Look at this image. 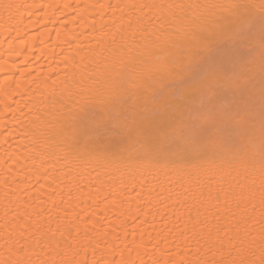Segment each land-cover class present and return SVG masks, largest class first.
<instances>
[{
  "label": "snow or ice",
  "instance_id": "1",
  "mask_svg": "<svg viewBox=\"0 0 264 264\" xmlns=\"http://www.w3.org/2000/svg\"><path fill=\"white\" fill-rule=\"evenodd\" d=\"M24 7L18 0H0V27L11 31V22L19 25ZM43 7L60 11L61 6ZM62 7L97 10L101 23L97 27L92 19L90 27L102 36L86 49L88 56L65 57L71 73L47 78L41 98H31L32 115L24 134L32 145L33 161L40 160L43 169H37V183L51 181L52 207L28 212L25 202V211L14 214L6 208L5 216L12 214L13 221L23 223H13L5 232L6 255H0V264H146L143 255H148L152 233L146 242L140 232L137 243L136 228L148 222L153 208L163 228L152 243L151 264H264V0H131ZM109 10L112 16L105 19ZM69 23L60 21L58 38ZM16 35H21L18 27ZM237 59L245 71L239 77L243 83L231 121L240 130L242 146L234 147L227 158H217L201 147L195 125H177L173 116L198 93L211 91L225 61ZM207 119L215 118L210 113ZM227 131V125L217 127L220 134ZM85 157L111 181L106 194L99 173V183L90 185L97 194V209H131L136 201V212L143 213L144 219L134 217V248L126 243V221L118 225L121 239L115 228L98 227L95 213L77 212L78 197L71 189L67 198L61 192L59 204L54 198L56 180L49 176L47 162L78 163ZM257 192L259 217L254 215ZM160 208H171V216ZM256 224L258 232L253 231ZM102 245L112 259L103 254L96 259Z\"/></svg>",
  "mask_w": 264,
  "mask_h": 264
},
{
  "label": "bare ground",
  "instance_id": "2",
  "mask_svg": "<svg viewBox=\"0 0 264 264\" xmlns=\"http://www.w3.org/2000/svg\"><path fill=\"white\" fill-rule=\"evenodd\" d=\"M24 4L22 20L19 25L15 21L11 22L7 27H0V255H6L5 249L2 247L5 241V232L10 229L13 223H23L22 220L13 221L12 214L23 213L25 208L23 205L27 203V211L32 212L33 209L39 211L40 207L50 209L51 197L48 183L41 180L37 183L35 175L37 169L43 172L40 168V160L33 161L34 153L29 138L25 136V126L28 124L29 117L32 115L29 108L32 106L34 97L36 100L41 98V94L45 91L43 82L51 77H63L65 72L71 73V64L66 68L63 60L65 57L71 58L79 53V56H88L86 49L90 45H94L95 41L100 39L102 33L93 31L90 27L92 19L97 21V27L101 23L97 10L94 9H64L62 6L65 3L73 6L77 4L87 5L93 3L116 4L131 2V0H18ZM228 2V0H225ZM259 3V0H254ZM38 5L40 7L30 8V5ZM43 5H59L60 11H56L54 7L44 8ZM29 12L32 15H29ZM80 13H83V20L80 18ZM117 17L121 15L119 11L115 13ZM112 16L109 10L105 19ZM66 19L70 21L66 29L62 30L61 37H57L56 29L60 27V21ZM0 24L3 21L0 20ZM17 27L21 35L17 37ZM76 37L77 40L72 44L68 41ZM21 40L26 43H21ZM258 46L259 39L255 40ZM63 49V52H61ZM16 53H20L17 55ZM79 58V57H77ZM7 61V63H5ZM228 63V69L219 73L217 79L213 82L211 91H204L195 95L190 101L184 104L190 106V110L186 107L174 114L173 119L177 125L187 118L190 122H194L195 126L200 130L201 147L204 148L211 156L215 153L217 158L221 156L227 158L234 147L242 146L239 139L240 130L235 128L231 117L235 114L236 98L239 96V85L243 83L239 79L241 73L245 71L243 62L239 59ZM258 63V59H257ZM233 66L232 70L228 71L229 66ZM23 73V76H21ZM255 82L259 87V68L255 69ZM51 83V80H48ZM207 106V108H206ZM210 106V107H208ZM194 107L200 108L198 111ZM197 110V109H196ZM213 115L214 124L207 119L208 115ZM188 115V116H187ZM227 125L228 131L220 134L217 132V127ZM235 128V129H231ZM55 165V169H53ZM49 169V176L56 180V196L54 197L59 204L60 194L63 193L65 198L69 195L71 189L72 195L78 197L74 203L78 204L77 212L81 209H86L87 214L95 213L93 219L98 222V227L103 224L109 231L115 228L123 239V230L118 225L120 221H126L127 231L129 232L126 243L129 247L134 248L132 243L133 237L131 232L134 224L138 221L134 220L136 215H140L144 219L143 213H137V202L132 201L131 209L125 205L123 209L109 207L105 211H100L93 204V200L97 198L94 188L90 185L99 183L97 174L100 175V180L104 181L103 193L106 194L110 188L111 181L108 179L107 173L95 163L85 157L78 163H68L64 161L51 160L45 165ZM69 169H72L69 171ZM68 172L65 176L64 173ZM151 179V178H149ZM118 183V182H117ZM43 184L44 187L40 188ZM256 186L259 187V174H256ZM40 188L37 192L36 189ZM14 192V194H13ZM7 194V196H6ZM131 195H134L131 194ZM131 195L128 197L131 199ZM39 197V200L36 199ZM100 199L103 198L101 194ZM43 201V204H41ZM257 205L255 216L259 217V194L257 192ZM143 207V205H140ZM11 210L12 214L5 216V211ZM160 211H167L171 216V208ZM235 210V208H234ZM144 211H147L145 209ZM123 213V215H122ZM153 214H156V219L153 220ZM47 215V213H45ZM63 215V213H60ZM53 227H55V218L57 210L53 209ZM239 216V212H237ZM107 217V219H103ZM119 217V219H117ZM167 218V217H166ZM109 221H114L111 227H108ZM147 223L142 227H137L136 242L140 241V232L144 233V240L148 241V233H152L153 240L148 243V255H143L146 264H151L150 257L152 255V243L155 242L156 232L163 228L160 220V215L157 213V208H153L152 213L147 216ZM222 223H230L228 220ZM259 224L253 228L254 232L259 231ZM94 236L95 233H92ZM111 237H109V240ZM171 240V237L169 238ZM119 243V241H117ZM162 248H169V245L161 244ZM171 251L175 254L178 250L175 246H171ZM105 255L107 259L113 257L108 255L103 245L97 251L96 259H100L101 255ZM157 252V256H159ZM118 258V257H117ZM132 258L136 259L135 251L132 252ZM177 259L180 257L177 256ZM88 259L92 260L91 249L88 253Z\"/></svg>",
  "mask_w": 264,
  "mask_h": 264
},
{
  "label": "rangeland",
  "instance_id": "3",
  "mask_svg": "<svg viewBox=\"0 0 264 264\" xmlns=\"http://www.w3.org/2000/svg\"><path fill=\"white\" fill-rule=\"evenodd\" d=\"M229 64H231V63L229 62ZM232 67H233V66L230 65V66H229L230 69H229L228 71L232 70ZM226 68L228 69V63H227V62H225V70H226ZM185 107H186V106H185ZM185 107H184V108H185ZM208 107H210V106H208ZM206 108H207V106H206ZM186 109L190 110L191 108H190V106L187 105ZM196 109H197V110H196ZM196 109H195V107H194V110H195V111H198V109L200 110V108H198V107H196ZM210 113H212V112H210ZM187 116H188V115H187ZM184 122H185V123H188V124L195 125L194 122H190V120H188L187 118L184 120ZM211 122H212V124H214V123H216V122H218V121H214V120H213V121H211ZM231 129H235V128H231Z\"/></svg>",
  "mask_w": 264,
  "mask_h": 264
}]
</instances>
